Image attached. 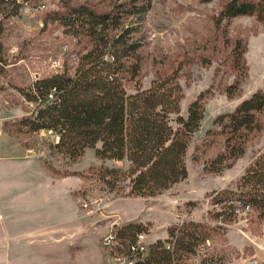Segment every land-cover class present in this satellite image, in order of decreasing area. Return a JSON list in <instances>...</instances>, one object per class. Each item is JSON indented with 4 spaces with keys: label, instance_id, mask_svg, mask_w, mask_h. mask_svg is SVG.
Masks as SVG:
<instances>
[{
    "label": "trees",
    "instance_id": "trees-1",
    "mask_svg": "<svg viewBox=\"0 0 264 264\" xmlns=\"http://www.w3.org/2000/svg\"><path fill=\"white\" fill-rule=\"evenodd\" d=\"M32 3L38 0H23ZM59 9L48 12L44 22L57 23L78 40L74 72H63L37 80L25 91H19L30 102L41 106L35 116H24L8 127L16 133L52 131L59 140L52 147L71 163L88 149L96 158L123 163L126 167L92 166L85 173L68 172L100 181L109 192L125 196L155 197L187 179V153L193 134L204 118L203 94L181 114L183 88L176 71L157 75L149 88L140 83L141 44L134 36L151 10L153 0L115 1L100 9L89 0H57ZM207 2L212 0H205ZM20 0H0L16 13ZM255 16L264 20V0H226L218 20ZM0 29V75L7 61L3 56ZM245 47L238 41L231 52L233 68L245 70ZM134 82L135 92L127 84ZM238 82L226 89L232 96ZM175 116V118H173ZM208 135L221 139L219 151L206 160V173L221 174L247 152L251 140L264 135V90L256 91L231 112L217 117ZM8 129V130H9ZM47 168L60 176L51 163ZM64 176V175H63ZM211 203L221 211L209 212L213 223L185 221L168 228V237L148 246L143 255L135 252L138 235L149 233L150 224L129 222L111 230L114 243L112 257L133 260V264H187L206 248L208 242L224 237L226 225L236 221V202L264 218V147L255 153L243 175L227 188L211 194Z\"/></svg>",
    "mask_w": 264,
    "mask_h": 264
},
{
    "label": "rangeland",
    "instance_id": "rangeland-1",
    "mask_svg": "<svg viewBox=\"0 0 264 264\" xmlns=\"http://www.w3.org/2000/svg\"><path fill=\"white\" fill-rule=\"evenodd\" d=\"M89 1L105 9L115 1L125 0ZM225 1L153 0L151 10L134 36L141 44L138 55L142 87L149 88L157 75L176 71L184 93L181 101L184 116L189 104L203 94L204 118L192 136L187 153L189 174L183 182L155 197L116 194L109 192L100 181L80 177L83 187L73 196L80 211L87 215L88 228L97 225L108 236L113 222L123 225L128 218L142 219L143 223L150 224L149 233H142L144 243L149 246L158 239H166L168 228L174 224L185 221L215 224L210 221L209 212L223 208L211 203V194L235 183L255 153L264 147V135H257L244 157L233 167L221 174L204 171L206 160L221 148V139L208 135L209 129L216 126L217 117L231 112L256 91L264 90V20L255 16L218 20ZM20 2L23 5L18 12L14 13L9 6H3L0 12L1 42L7 61L6 71L0 75V147L40 157L44 163L55 166L60 176L68 172L85 173L90 167L101 164L125 168L123 163L102 162L92 149L71 163L52 147L59 140L56 133L44 130L16 133L9 129L16 120L35 116L42 106L28 101L19 89L27 91L36 79L49 78L63 69L73 73L81 49L78 40L64 28L51 21L44 22L48 12L59 9L57 0ZM238 41L245 47L244 72L233 68L230 56ZM236 82L237 91L228 95L227 87ZM127 89L129 93L135 92L134 82L128 83ZM236 213L237 219L226 225L224 237L208 242L187 264H264V218L253 210ZM0 215V264H38L31 258L22 260L23 252L14 237L15 232L5 228L6 213L1 205ZM106 236L102 245L107 263L128 264L126 258L110 255V246L105 245Z\"/></svg>",
    "mask_w": 264,
    "mask_h": 264
},
{
    "label": "crops",
    "instance_id": "crops-1",
    "mask_svg": "<svg viewBox=\"0 0 264 264\" xmlns=\"http://www.w3.org/2000/svg\"><path fill=\"white\" fill-rule=\"evenodd\" d=\"M82 187L80 177L54 176L40 157L0 147V205L24 262L108 264L102 245L107 232L97 225L88 228L73 196ZM137 221L145 222L128 218L123 223ZM116 225L121 223L113 222L112 228Z\"/></svg>",
    "mask_w": 264,
    "mask_h": 264
},
{
    "label": "built area",
    "instance_id": "built-area-1",
    "mask_svg": "<svg viewBox=\"0 0 264 264\" xmlns=\"http://www.w3.org/2000/svg\"><path fill=\"white\" fill-rule=\"evenodd\" d=\"M36 81H37V79H36ZM236 206H237V209H236L237 212H240L241 210H243V211L250 210L249 208H242L240 202H237V205ZM144 241H145V234H139L138 235L137 242H136L135 247H134L135 252H141V253H143V255L147 253L148 246H146V244L144 243ZM113 243H114V237L110 233L105 238V245L107 247H109ZM126 261H127L128 264H133V262H134L133 260H130V259H127V258H126Z\"/></svg>",
    "mask_w": 264,
    "mask_h": 264
}]
</instances>
